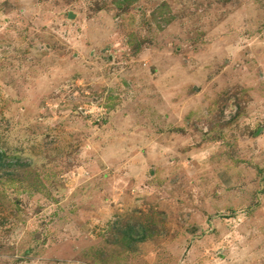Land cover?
Returning <instances> with one entry per match:
<instances>
[{"label":"rangeland","instance_id":"374dc122","mask_svg":"<svg viewBox=\"0 0 264 264\" xmlns=\"http://www.w3.org/2000/svg\"><path fill=\"white\" fill-rule=\"evenodd\" d=\"M0 153V264H264V0H0Z\"/></svg>","mask_w":264,"mask_h":264},{"label":"trees","instance_id":"16d2710c","mask_svg":"<svg viewBox=\"0 0 264 264\" xmlns=\"http://www.w3.org/2000/svg\"><path fill=\"white\" fill-rule=\"evenodd\" d=\"M6 159L7 158L5 157L4 153H0V170L3 168L14 167V165L17 164V162L14 163L6 162ZM35 178L36 177H34V180ZM24 180H25L24 176H22L21 180L16 178H10L9 176L7 178V182H9L10 184L14 182H19L21 185H23V183L25 182ZM31 188L33 190L35 189V187L33 186H31ZM120 235H121L120 242H123L125 246L131 248L132 245L141 241H145L147 239V230L140 225L137 227L128 225L125 226L122 230H120Z\"/></svg>","mask_w":264,"mask_h":264},{"label":"water","instance_id":"95a60500","mask_svg":"<svg viewBox=\"0 0 264 264\" xmlns=\"http://www.w3.org/2000/svg\"><path fill=\"white\" fill-rule=\"evenodd\" d=\"M73 16H74L73 14L69 13V14H68V19H72Z\"/></svg>","mask_w":264,"mask_h":264}]
</instances>
